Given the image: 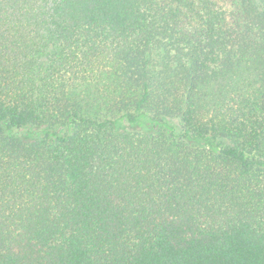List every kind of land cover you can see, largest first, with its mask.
Wrapping results in <instances>:
<instances>
[{
    "label": "trees",
    "instance_id": "16d2710c",
    "mask_svg": "<svg viewBox=\"0 0 264 264\" xmlns=\"http://www.w3.org/2000/svg\"><path fill=\"white\" fill-rule=\"evenodd\" d=\"M0 264H264V0H0Z\"/></svg>",
    "mask_w": 264,
    "mask_h": 264
}]
</instances>
